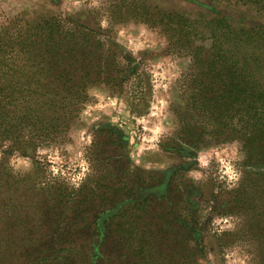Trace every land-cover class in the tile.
Segmentation results:
<instances>
[{"label":"rangeland","instance_id":"374dc122","mask_svg":"<svg viewBox=\"0 0 264 264\" xmlns=\"http://www.w3.org/2000/svg\"><path fill=\"white\" fill-rule=\"evenodd\" d=\"M199 3L251 17L216 0H0V77H43V55L29 49L54 34V76L76 77L85 97L55 142L0 147V264H264V182L194 99L193 51L213 46ZM167 169L165 197L127 203L105 237L93 232L99 211Z\"/></svg>","mask_w":264,"mask_h":264},{"label":"trees","instance_id":"16d2710c","mask_svg":"<svg viewBox=\"0 0 264 264\" xmlns=\"http://www.w3.org/2000/svg\"><path fill=\"white\" fill-rule=\"evenodd\" d=\"M216 1L228 7L244 8L251 17L237 18L223 13L221 8L198 4L209 13L208 16L206 12H199L208 29L212 30L213 46L205 52L200 47L193 51L194 99L216 124L214 134L217 138L228 135V138L242 141L248 161L257 167L250 173L255 175L252 182L259 187L260 182H264V22L256 18L264 19V0ZM167 16L170 22L178 17L173 30L181 35L188 33L190 28L181 15L167 13ZM54 36L44 37L46 47L43 49H29L30 53L38 51L43 55L40 69L43 77H0V147L14 137L17 140L14 146L27 154L31 148L36 149V142H55L83 103V89L76 77L54 76L55 65L48 55L52 46H56ZM3 66L0 63V71H5ZM187 124L186 132L198 141L194 126ZM25 130H29L35 139H19ZM116 131L122 142H126L122 130ZM164 175L159 185L139 189L132 199L99 211V215L94 216L93 232L105 237L110 231V220L127 203L143 202L155 192L161 199L165 197L169 169ZM194 234L196 239L200 237L199 231ZM2 239L0 236V241ZM103 242L102 238L91 242L92 262L100 257L98 249Z\"/></svg>","mask_w":264,"mask_h":264},{"label":"flooded vegetation","instance_id":"af4514ba","mask_svg":"<svg viewBox=\"0 0 264 264\" xmlns=\"http://www.w3.org/2000/svg\"><path fill=\"white\" fill-rule=\"evenodd\" d=\"M191 149H194V147H191ZM189 157H190V155H189L188 153H186V154L184 155V162L189 163V160H190ZM186 163H183V165L181 166L182 169L187 168V164H186ZM173 172H174V169H169V175H168V176L171 177V175H172Z\"/></svg>","mask_w":264,"mask_h":264}]
</instances>
